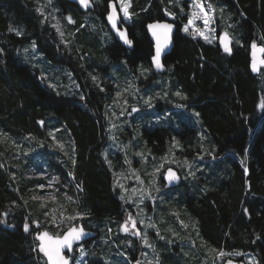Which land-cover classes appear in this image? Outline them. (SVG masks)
<instances>
[{"label":"trees","instance_id":"1","mask_svg":"<svg viewBox=\"0 0 264 264\" xmlns=\"http://www.w3.org/2000/svg\"><path fill=\"white\" fill-rule=\"evenodd\" d=\"M109 2L97 0L95 8L89 10L91 22L98 28L92 29L89 13L74 3L54 0L74 21H67L69 43L65 44L37 11L48 1L0 0V264H46L43 255L32 250L38 243L36 232L63 234L64 229L79 224L95 234L98 247H104L105 257L96 253L89 257V264H114V258L117 264H144L136 240L126 245L127 239L116 236L117 227L134 209L125 199L120 200L114 172L119 164L125 169L131 161L135 164L134 150L138 148L146 155L145 162L138 163L147 173L170 156L176 163L169 167L181 176L178 186L168 188L162 179L165 169L159 173L164 194L157 201L154 216L161 229L166 225L160 217L178 226L180 215L195 227L194 234L187 237L190 254L167 252L164 240H158L162 264H195L193 255L199 245L206 264L215 262L220 250L250 253L264 264V109L260 107L264 103V66L257 72L251 68L252 42L264 45V0H209L222 18L218 32H228L234 38L230 55L220 42L209 44L199 37L193 40L181 31L189 15L188 0H132V22L127 29L133 47L116 38L104 43L99 35ZM167 11L176 19H168ZM162 20L175 23L177 33L165 58L166 70L156 74L146 25ZM32 41L38 57L31 53ZM140 66L150 73L145 82L138 80V87L158 89L161 86L156 80L163 78L161 89L168 97L157 98L153 108L139 109L130 121L121 123L119 140H129L131 159L119 151L115 161L106 153L114 115L110 109L121 113L118 106L123 99L117 93L130 81L124 82L128 72L137 75ZM106 70L108 74L101 75ZM142 71L140 78L146 76ZM135 81L133 89L126 92L128 101H132ZM177 91L181 96L175 95ZM155 112L161 120L150 122ZM138 119L143 123L134 124ZM41 120L43 126L38 123ZM126 124L130 129L124 128ZM55 129H59L57 144L49 135ZM26 138L35 149L29 153L31 157L23 158L19 148ZM33 156H41L40 161L58 177L53 185L61 204L58 208H51L52 203L42 205L36 198L38 185L46 180L29 175L30 166L35 164ZM61 211L84 216L59 223L58 229ZM25 221L32 225L28 233L23 231ZM33 221L40 224L39 229ZM235 260L244 261L245 255Z\"/></svg>","mask_w":264,"mask_h":264},{"label":"rangeland","instance_id":"2","mask_svg":"<svg viewBox=\"0 0 264 264\" xmlns=\"http://www.w3.org/2000/svg\"><path fill=\"white\" fill-rule=\"evenodd\" d=\"M45 1H48V0H45ZM65 1L71 2L69 0H65ZM94 1H97V0H94ZM188 1H189V14H190L191 0H188ZM207 2L209 3V0H207ZM71 3H73V2H71ZM212 8L214 9L213 6H212ZM40 9H42L43 17L48 19V21L52 24V26L53 25L59 26L60 31H62L64 33V35H63V37H61L59 35V33H58V35L64 41L65 44H68L69 42L66 38V36L68 34L66 32V25H67L68 20H67L66 14H63L60 11L61 7L57 8V6L54 4V0H52L51 4H49V2H48L47 6H40ZM117 10L119 11V7L117 8ZM109 11H110V8L108 6V9L103 16V18H104V21H103L104 28L102 31L103 33H100V35H99L100 38L102 39V42H104V43H108L109 41H111L112 39L115 38V35L112 32V30H111V28H110V26L106 20V17H107V14ZM129 11L131 13V7H130ZM88 13L90 15V17L88 18V21H89L88 24H92L91 25L92 29H98L96 24H94V22H91L93 20L92 19L93 17L91 16L92 13L90 11L86 12V14H88ZM167 13H171V12L167 11ZM120 14H121V18H122V13H120ZM212 14L214 16L215 23L210 22V28H214L216 30L214 35L217 36V39H215L213 42H220L219 37L222 36L224 33V31L218 32V28H219V24H220L219 19L221 18L219 16L220 13L217 14L216 11H214V13H212ZM167 17H168V19L173 20L170 16L167 15ZM175 19H176V17H175ZM131 22H132V15H131L128 23L125 24L124 26H127ZM196 24H197V26L203 27L202 22L199 20L196 21ZM96 32H98V30H96ZM228 35L231 38V41H233L234 40L233 36L230 33H228ZM259 46L260 45H258L257 49H259ZM31 53L33 56H35V51H32ZM115 54L117 55V53H115ZM261 54H262V59H264V53L261 52ZM35 57H38V55ZM109 60H110V58L108 57V59L105 61V63L107 64L109 62ZM139 68H140V71L141 70L144 71V72L142 71L144 73L143 76L144 75H146V76H144V78H140L139 77L140 71L138 72L137 75L133 71H129L127 76L125 77L126 80H124V82L127 80H130V81H127L125 84H123L122 89L119 91L118 97L123 99V102H121V104H119L120 106H118L119 108L121 107V113L117 114L116 110H114L115 109L114 107L110 109V111H112V113H114V115L112 117L113 122H112V126L110 128L111 139H110L109 147H108V150L106 151V153H107V156L112 155V158L115 159V161H118V159H119V156H117L119 151L124 154V157L126 159L128 157H129V159H131V157L128 154L129 140L126 139L123 142L119 140L118 135L120 134V132L118 131V128L121 125V123L127 122L128 119L130 121V116H132L135 112H137V111L133 112L132 109L133 108L140 109V110L151 109V108H153V106L155 104L154 102L157 98L162 100V99H165L166 97H168V95H167L168 93H166V92L163 93L162 89H161L162 85H164V83L161 81L163 78H159L156 80V84L161 86L158 89H153V90L148 91L147 86H144L140 89L138 87L140 85L138 83V80H143V82H145L146 79L148 78L147 75L150 72H149L148 68L146 69L143 66H140ZM102 71H104V70H102ZM109 71H111V69ZM105 74H108L107 70L105 72H101V75H105ZM134 79L137 80V83L135 81L137 86L134 85L133 96L130 95L132 97V101H128L126 92H128V91L130 92L131 89H133L132 80H134ZM137 89H139V91H137ZM148 96L153 97V99L151 101V103L153 105L152 107L147 106L144 102ZM125 101L127 103H125ZM128 114H129V116H128ZM154 115H155L154 119H151L150 122H159L161 120L160 113L155 112ZM136 121L137 122H135L134 124L138 123L139 121L143 123V119H141V120L138 119ZM127 124L124 126V128L130 129V127ZM113 125H115V126L113 127ZM129 129L127 131H129ZM127 131H126V133H127ZM52 133H53V135H51L52 140L54 141L55 144H57L58 143L57 142L58 141V133H57V131H52ZM53 136L55 137V139H53ZM33 149H35V145L33 144L32 141L29 140V138H26L25 141L21 143V146L19 148V155L23 158L31 157V155L29 153ZM134 156H135L136 163L133 164L131 161V165L129 166L128 169L123 168L122 164L118 165V168L114 172L115 173V187L119 189V192L121 195L124 196V199L127 202H129V204H131L130 208L134 209V212H133L134 215L132 213V217L134 219H136V221H137V228L140 229L141 236H134V235H131L130 233L123 232L122 231V225L124 224V222H125L124 221L119 225V227H117V230H116L117 238L119 240L127 239L128 242H126L127 243L126 245H131L132 239H135L137 244H139L138 246L140 247V252L142 255V261L144 264H162L160 251H158V245L160 242L158 240H164L162 243V246L167 252H174V253L178 254L179 256H182V254L184 252L186 254H190V253H188L190 251V249L187 247L189 242H190V239L187 237H191V235L194 234V231H195L194 225L190 227L189 223L186 220H184L181 215L178 216L179 217L178 221H177L178 226L172 225V224H174L172 221H170L171 224H169L168 221L166 220V218L160 217L161 220H159V221H161V222L164 221L165 225H166V228H163V230H162L160 225H159V222L156 221V218L154 216V213L157 209V201L161 200L163 198L162 196L164 194V190L162 188V181L160 180L159 173L162 169L166 170V168L171 166L172 163H176V162L173 160V157L167 156L161 160L159 167L156 168V169H159V171H156V169H155L153 172L150 171L149 173H147V171L142 169L141 165L138 163L139 162L138 160L143 161V162H145V160H146V155L144 154L142 149L141 148L135 149L134 150ZM40 158H41V156H33L32 157L33 163H35V164L30 166L29 175L32 177L43 178L46 180V182L43 183V185H45V187L43 189H41L39 187L40 191L36 195V198H37V200H39L42 203V205L47 204V203H52L53 207L51 206V208L55 209L56 207L58 208L59 206H61V204L59 205V202L57 201V197L55 195V192L53 191V185L56 183V181L53 182L51 187L49 186V181L53 177H57V175L50 173L48 164L46 162H44L43 159H42L43 161H40L41 160ZM111 160H110V164L112 165ZM189 168L190 167L187 165L185 169L189 170ZM42 172L44 173L43 175H41ZM121 184L123 185V189H126L127 191H124L123 189H121L119 187V185H121ZM39 185H41V184H39ZM133 189H135V191H133ZM43 190H45V191H43ZM41 197H44V199H41ZM141 199H143V203H140ZM57 203H58V205H57ZM76 216L77 215L65 214L63 211H61V214L59 215L61 222H57V224L62 223V222L67 223L69 217H76ZM141 221H143V223H141ZM149 225H155V227L153 228V227H150ZM129 227H131L130 224H129ZM182 228L184 230H186V233L181 232V230H183ZM133 231H135V230L133 229ZM157 232L159 233V235H157ZM144 233L147 234V239H148L149 243L151 244V247H148L147 245H145L143 243L142 237H143ZM180 233L182 235H180ZM161 237H163V238H161ZM93 238L86 241L85 243H82L84 249L88 253V255L84 258L85 264H89L88 263L89 257L95 255L96 253H98L102 258L105 257L104 253L101 251L104 249V247H102V246L98 247L97 242ZM192 239L195 240L194 238H192ZM96 246L98 247L97 249H96ZM174 246H176L177 248L174 249L173 248ZM199 247H200V245L195 247V253L196 254L193 255V260L195 261V264H206L207 258H206L204 253L203 254L201 253L202 249H200ZM99 248H100V250H99ZM145 253H146V255H145ZM72 254H74L73 255L74 257L79 259L80 253L77 250V247L71 253V255ZM253 256L256 258V256L253 254L245 253V260L243 261L244 264H248V260ZM236 258H238V256H227V257L221 258V257H219V254H217L216 260H215V262H212V264H224L227 259L235 260ZM112 262L114 264H117V259L114 258L112 260ZM166 264H169V263H166Z\"/></svg>","mask_w":264,"mask_h":264},{"label":"snow or ice","instance_id":"3","mask_svg":"<svg viewBox=\"0 0 264 264\" xmlns=\"http://www.w3.org/2000/svg\"><path fill=\"white\" fill-rule=\"evenodd\" d=\"M49 4H51L52 0H48ZM78 4L81 5L84 9H87L91 6V0H77ZM170 3H172V0H169ZM132 0H110L109 2V8L110 11L107 14L106 20L110 24V27L112 30L115 31V34L118 36L119 40L122 41V43L129 48L133 47V40L129 38L127 28L124 27L125 24L128 23L132 13H130L129 9L131 7ZM119 7V12L117 11V8ZM190 14L187 17V22L182 25L181 31L191 36L193 40L197 39V37L202 38L206 43H213L215 39H217V36L214 35L216 30L214 28H210V22L215 23V19L212 13H214V9L212 8V5L207 2V0H191L190 4ZM38 12L43 14L42 9L38 8ZM144 11H147V9H144ZM223 11V8L221 9ZM181 12H183V8H181ZM120 13H122V18ZM168 16H170L173 20H175V16L171 13H167ZM67 20L70 23H74L71 16L67 17ZM201 21L203 27L197 26L196 21ZM53 27L56 28L57 32L61 37H63L64 33L60 31L58 25H53ZM175 24L170 22H160L156 21L153 23H150L147 25V29L151 32V35L155 38V50L154 54L151 57V62L154 65V67L157 70H163L164 64L162 63V55L164 53V49H166L170 43H171V36L173 33V30L175 29ZM9 31H15V34L20 36L23 35L22 32L16 29L10 28ZM220 45L223 47V51L228 53L229 55L232 52L231 49V38L229 37L227 32H224L222 36L219 37ZM64 43V41H61ZM32 50H36V42L32 41L31 43ZM252 48V64L251 68L254 72L259 71V68L257 67V60H256V49L258 48V45L255 41L251 44ZM27 51V49H25ZM259 51L264 53V45L259 46ZM3 52V49H0V53ZM83 57H81L82 59ZM260 65H264V59L259 61ZM90 75V78L93 82L97 81V77L95 75ZM46 76H41L40 79H45ZM53 89H55V85H49ZM79 87V84L76 85ZM97 87H99V90L101 92L105 91L103 87H100L97 84ZM139 91V89H137ZM57 95L59 93L57 92ZM119 95V92L117 93ZM176 96H181V93L177 91L175 93ZM81 100H85V97L83 95L80 96ZM153 97L148 96L145 99V104L149 107H152V101ZM125 103H127L125 101ZM179 107H185L184 105H180ZM261 109H264V103H261L260 105ZM139 109L133 108L132 111H138ZM107 115V113H105ZM170 115V114H169ZM196 116H199V113H195ZM41 126L44 125V121L41 120L38 122ZM115 125H113L114 127ZM54 131H59V129H55ZM49 135H53V133H49ZM53 139L55 137L53 136ZM43 146V145H41ZM61 148L64 146L61 144ZM65 155H67V152H65ZM202 158V157H201ZM71 159V158H70ZM72 164H75V160H72ZM156 171H159V169H156ZM247 171V169H245ZM44 173L42 172L41 175ZM69 176H72V173H69ZM74 179V176L72 177ZM162 179L165 180L167 186H171L172 184L179 181L180 177L176 175L175 172L172 171L171 168L166 170V174L162 177ZM58 177H53L49 181V186L51 187L54 181H57ZM38 187L43 189L45 185L41 184ZM77 187H79L77 185ZM121 189H123V185H119ZM82 190V189H81ZM124 191H127L126 189H123ZM59 191V189H57ZM135 191V189H133ZM65 195L67 193L65 192ZM69 199H72L71 197H68ZM120 200H124V196L121 195ZM41 199H44V197H41ZM140 203H143V199L140 200ZM245 213L247 214L248 210L244 209ZM3 215L6 217L8 215L7 212L3 213ZM84 214L78 213L77 217L80 219H83ZM77 217H69V220L76 219ZM32 223L35 224V227L37 229L40 228V224L38 222L33 221ZM143 223V221H141ZM129 224L131 227H129ZM150 227H155V225H149ZM11 227H15L14 225H11ZM32 225L25 221L23 224V231L25 233H28L31 229ZM56 227L59 229L60 225L57 224ZM133 229L135 231H133ZM111 232V229L108 230ZM122 231L125 233H130L134 236H141L140 229L137 228V221L132 217L131 213H128V218L122 225ZM88 233L85 232L83 225L80 226H70L67 229L63 230V234H51L47 230L43 231H37L35 234V240L39 243L36 244V246L32 249L33 251H37L38 253H42L43 257L46 258V264H85L84 258L88 255L87 251L84 249L82 244H79L78 242L81 241L85 236H87ZM157 235L159 233L157 232ZM143 243L147 245L148 247H151V244L149 243L147 239V234H143ZM163 238V237H161ZM256 239H260L259 236L256 237ZM255 243V240L253 241ZM74 244L77 247V250L80 253L79 259H77L74 256L67 255L66 253H72L74 250ZM146 255V253H145ZM245 253L243 252H235V253H226L222 250L219 251V257L224 258L227 256H244ZM110 264V262H109ZM137 264L139 262L137 261ZM226 264H233L232 259H228L226 261ZM248 264H260V261L257 260L254 256L251 257L248 260Z\"/></svg>","mask_w":264,"mask_h":264},{"label":"water","instance_id":"4","mask_svg":"<svg viewBox=\"0 0 264 264\" xmlns=\"http://www.w3.org/2000/svg\"><path fill=\"white\" fill-rule=\"evenodd\" d=\"M69 1H71V2H73V3H75L76 4V6L77 7H79V9L81 10V11H83V12H87V11H89V10H93L94 8H95V2H94V0H91V6L89 7V8H87V9H84L81 5H79L78 4V2H77V0H69ZM118 11V10H117ZM119 12V11H118ZM154 22H156V21H154ZM160 22H169V21H167V20H162V21H160ZM150 23H153V22H150ZM150 23H148V24H150ZM170 23H173V22H170ZM109 24V23H108ZM147 24V25H148ZM175 24V23H174ZM147 25H146V31H147V33H148V35H149V37H150V40H151V42H152V44H153V54H154V50H155V38L151 35V32L147 29ZM109 26H110V24H109ZM175 26H176V24H175ZM124 27H126V26H124ZM111 28V27H110ZM127 28V27H126ZM112 30V29H111ZM113 31V33L115 34V31L114 30H112ZM127 32H128V29H127ZM176 33H177V26L175 27V29L173 30V33H172V36H171V43H170V45L166 48V49H164V53H163V55H162V63L164 64V69L163 70H157L155 67H154V65L152 64V62H151V66H152V68H153V71L156 73V74H158V73H163L165 70H166V65H165V58H166V56H167V54H169L170 52H171V50H172V48H173V46H174V37H175V35H176ZM116 35V34H115ZM128 36H129V32H128ZM116 38L119 40V38H118V36L116 35ZM130 38V37H129ZM120 41V40H119ZM121 43H122V41H120ZM123 44V43H122ZM253 51V50H252ZM251 57H252V52H251ZM253 59V58H252ZM256 60H257V67L259 68V70L264 66V65H260L259 64V61L260 60H262V54H261V52L259 51V49H256ZM169 168H171L172 169V171L173 172H175L176 173V175L178 176V177H180V179H179V181L178 182H176V183H174V184H172L171 186H167L168 188H173V187H176V186H178L179 184H180V182H181V176H180V174H179V172L175 169V168H173V167H169ZM169 168H167V169H169ZM166 169V170H167ZM166 170H165V173H164V175L166 174ZM165 181V180H164ZM80 225H82V224H79L78 226H80ZM77 226V227H78ZM84 227V226H83ZM84 230H85V232L86 233H88V235L87 236H85L81 241H79L78 243L79 244H82V243H84V242H86V241H88V240H90L91 238H93L94 236H95V234L91 231V230H89V229H86L85 227H84ZM38 242V241H37ZM39 243V242H38ZM76 248V245L74 244V249ZM42 254V253H41ZM67 255H70L71 253H66ZM43 255V254H42ZM45 260H46V258H44ZM228 260V259H227ZM226 260V261H227ZM233 260V259H232ZM226 261H225V263L224 264H226ZM233 264H244V262L242 261V260H233Z\"/></svg>","mask_w":264,"mask_h":264},{"label":"bare ground","instance_id":"5","mask_svg":"<svg viewBox=\"0 0 264 264\" xmlns=\"http://www.w3.org/2000/svg\"><path fill=\"white\" fill-rule=\"evenodd\" d=\"M167 21H169V20H167ZM169 22H171V21H169Z\"/></svg>","mask_w":264,"mask_h":264}]
</instances>
